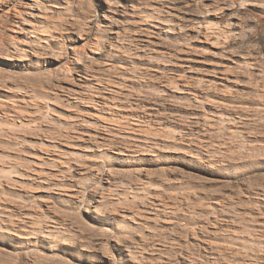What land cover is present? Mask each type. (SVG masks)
Instances as JSON below:
<instances>
[{
  "label": "rangeland",
  "instance_id": "obj_1",
  "mask_svg": "<svg viewBox=\"0 0 264 264\" xmlns=\"http://www.w3.org/2000/svg\"><path fill=\"white\" fill-rule=\"evenodd\" d=\"M0 264H264V0H0Z\"/></svg>",
  "mask_w": 264,
  "mask_h": 264
}]
</instances>
